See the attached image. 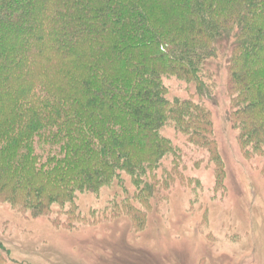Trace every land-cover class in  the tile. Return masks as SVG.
Instances as JSON below:
<instances>
[{
    "label": "trees",
    "instance_id": "obj_1",
    "mask_svg": "<svg viewBox=\"0 0 264 264\" xmlns=\"http://www.w3.org/2000/svg\"><path fill=\"white\" fill-rule=\"evenodd\" d=\"M225 48L228 117L245 155H264V0H0V201L34 217L58 204L54 223L74 229L89 223L78 193L123 172L145 204L160 198L155 170L181 149L166 124L208 151L222 182L211 113L164 79L207 93Z\"/></svg>",
    "mask_w": 264,
    "mask_h": 264
},
{
    "label": "rangeland",
    "instance_id": "obj_2",
    "mask_svg": "<svg viewBox=\"0 0 264 264\" xmlns=\"http://www.w3.org/2000/svg\"><path fill=\"white\" fill-rule=\"evenodd\" d=\"M230 53L225 48L209 60L207 93L175 76L164 79L171 98L193 99L211 113L222 182L208 151L166 124L161 133L181 151L163 156L150 181L160 198L145 204L133 177L123 172L99 191L78 193L89 223L74 229L54 223L66 218L58 204L34 217L0 201L2 264H264V155H245L228 117ZM133 207L145 210L142 219L127 213Z\"/></svg>",
    "mask_w": 264,
    "mask_h": 264
}]
</instances>
